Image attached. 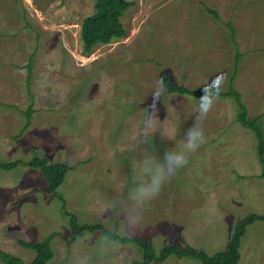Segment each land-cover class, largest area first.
Listing matches in <instances>:
<instances>
[{"label":"rangeland","instance_id":"374dc122","mask_svg":"<svg viewBox=\"0 0 264 264\" xmlns=\"http://www.w3.org/2000/svg\"><path fill=\"white\" fill-rule=\"evenodd\" d=\"M128 1L134 3L122 18L128 36L85 54L82 24L96 0H0V161L39 156L68 163L73 169L58 193L82 225L150 240L157 251L169 244L225 251L240 220L264 215L258 141L238 122L234 98L214 102L200 122L205 143L148 204L130 201L136 182L130 171L133 157L144 155L138 139L154 90L162 96L150 151L162 156L179 147L194 122L198 97L168 93L163 74L192 91L220 79L222 94L234 78L248 116L264 132V0ZM32 105L30 128L20 136ZM19 167L0 171V252L31 263L36 252L20 242L53 235L48 264L142 262L135 244L101 231L74 238L63 202L46 193L41 171ZM243 240L251 249L239 264H264V222L250 226ZM152 264L202 263L172 256Z\"/></svg>","mask_w":264,"mask_h":264},{"label":"trees","instance_id":"16d2710c","mask_svg":"<svg viewBox=\"0 0 264 264\" xmlns=\"http://www.w3.org/2000/svg\"><path fill=\"white\" fill-rule=\"evenodd\" d=\"M133 6L134 3L128 0H96L94 14L87 17L82 24L81 41L84 53L91 54L98 46L109 45L114 41L126 38L128 36V31L123 24L122 18ZM208 12L218 19V15L215 11L208 9ZM27 68L29 71L27 78L28 91L32 96L30 88L32 78L31 64H29ZM162 80L170 94L190 95L195 97L201 95V90L192 91L184 86H177L167 74H163ZM233 80L234 78L231 81L229 92L226 94L220 93V95L235 99L237 107L240 110L238 122L243 127L255 133L258 141V157L263 169L261 176L264 177V132L258 123L259 120H252L248 116L247 108L241 101L240 93L233 87ZM32 113L33 105L26 112L28 122L19 133L20 136L30 128ZM20 136H15L14 139L17 141ZM22 146L27 147L25 145ZM21 165L41 171L48 184L46 193L59 198L61 202H63V210L65 215L69 217L70 229L74 238L80 237L88 231H101L104 236L120 244H135L141 250L143 258L142 262H136L135 264L164 263L172 256L178 259L193 258L200 261L202 264H239L241 259L240 247L247 229L257 222H264V215L256 213L247 215L236 225L227 250L220 251L214 255H209L204 250L191 246L181 247L176 244L166 245L163 249L157 251L153 242L150 240H144L139 237L120 236L100 224H80L78 217L66 210V201L64 197L58 193L59 188L64 184L68 173L73 167L66 163L51 164L47 157L35 156L28 162H23L21 160L14 162L0 161V171L8 172L17 169ZM52 240L53 235L43 242H20L23 248L36 252V257L31 263H26L21 258L6 252H0V260L3 264H48L54 258L51 245Z\"/></svg>","mask_w":264,"mask_h":264},{"label":"clouds","instance_id":"9594fccd","mask_svg":"<svg viewBox=\"0 0 264 264\" xmlns=\"http://www.w3.org/2000/svg\"><path fill=\"white\" fill-rule=\"evenodd\" d=\"M223 81L217 79L211 88L201 89L192 111L195 113L191 127L183 133L179 147L165 149L162 156L155 155L149 149L152 145L151 130L154 128V116L157 111V101L162 96L160 89L154 90L152 103L145 108L142 121L143 132L138 143L146 146L144 155L137 159L133 157L130 174L135 178V185L130 189L129 199L137 205H146L160 195L163 187L176 175L178 170L189 164L190 157L206 141L200 122L212 109L219 98Z\"/></svg>","mask_w":264,"mask_h":264},{"label":"crops","instance_id":"0c3cea01","mask_svg":"<svg viewBox=\"0 0 264 264\" xmlns=\"http://www.w3.org/2000/svg\"><path fill=\"white\" fill-rule=\"evenodd\" d=\"M170 77V76H169ZM247 129V128H246ZM27 132V131H26ZM11 143V142H10ZM10 148H11V146H10ZM46 155V154H45ZM47 156V155H46ZM48 158V157H47ZM30 161V160H29ZM23 162H28V161H23ZM56 163H66V162H54V163H51V164H56ZM66 164H68V163H66ZM69 165V164H68ZM23 166V165H22ZM27 166H25V168H26ZM20 168V167H19ZM27 168H30V167H27ZM67 177H68V175H67ZM67 177H66V179H65V182H66V180H67ZM48 187V186H47ZM47 190V189H46ZM45 190V191H46ZM253 226V225H252ZM247 233V232H246ZM246 236V235H245ZM245 236L243 237V239H245ZM242 239V240H243ZM244 241L245 240H243V242L241 243V247H240V255H241V259H240V262H241V260L244 258L243 257V255L245 256H247L248 255V251L251 249V246L249 245V242L247 243V245H246V247H245V249H244ZM205 246L206 247H208L209 249H212V247H211V245H210V243L208 242V243H205ZM195 248V247H194ZM198 249V248H197ZM220 252V251H219ZM216 253H218V252H216ZM216 253H214V254H216ZM213 254V255H214ZM252 258V257H251ZM249 262V261H248Z\"/></svg>","mask_w":264,"mask_h":264}]
</instances>
